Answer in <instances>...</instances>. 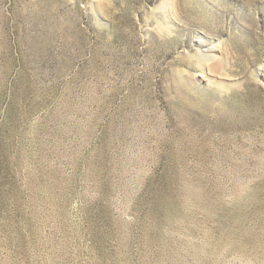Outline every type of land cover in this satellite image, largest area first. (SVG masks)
Returning <instances> with one entry per match:
<instances>
[{
    "label": "rangeland",
    "instance_id": "rangeland-1",
    "mask_svg": "<svg viewBox=\"0 0 264 264\" xmlns=\"http://www.w3.org/2000/svg\"><path fill=\"white\" fill-rule=\"evenodd\" d=\"M0 264H264V0H0Z\"/></svg>",
    "mask_w": 264,
    "mask_h": 264
}]
</instances>
